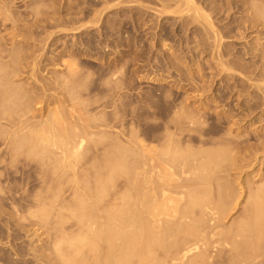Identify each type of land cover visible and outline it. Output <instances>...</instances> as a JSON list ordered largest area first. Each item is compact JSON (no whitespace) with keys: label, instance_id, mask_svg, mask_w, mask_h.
<instances>
[{"label":"rangeland","instance_id":"374dc122","mask_svg":"<svg viewBox=\"0 0 264 264\" xmlns=\"http://www.w3.org/2000/svg\"><path fill=\"white\" fill-rule=\"evenodd\" d=\"M195 1L206 18L166 8L174 0H0V58L37 129L53 119L49 109L65 123L86 108L108 125L110 136L90 138L78 168L93 160L97 142L172 126L175 111L200 120L182 133L191 143H227L236 196L217 230L227 245L209 258L223 264L239 223L264 213V188L254 195L264 181V0ZM66 86L77 94L73 110ZM8 138L0 135V264H56L60 227L39 212L50 204L74 233L72 187ZM261 228L264 237V221Z\"/></svg>","mask_w":264,"mask_h":264},{"label":"bare ground","instance_id":"6f19581e","mask_svg":"<svg viewBox=\"0 0 264 264\" xmlns=\"http://www.w3.org/2000/svg\"><path fill=\"white\" fill-rule=\"evenodd\" d=\"M166 8L207 17L195 0H174ZM208 25L213 31L210 21ZM10 76L0 58V135L14 139V150L25 146L29 154L46 159L50 171L72 187L76 202L70 209L76 226L71 234L63 230L65 216H55L50 204L39 212L42 222L54 216L60 227L52 251L56 264H209L211 250L219 253L227 245L217 230L236 196L226 178L231 147L224 142L197 146L183 138L198 118L175 111L172 126L157 121L153 133L130 131L125 142H97L102 145L93 160L78 168L89 139L110 136L108 125L93 122L86 108L65 123L49 109L46 116L53 119L37 129ZM65 89L73 110L77 94L71 86ZM88 167L91 173L84 171ZM263 188L264 181L254 193L259 199ZM263 221L264 213L254 212L239 223L223 264H264Z\"/></svg>","mask_w":264,"mask_h":264}]
</instances>
